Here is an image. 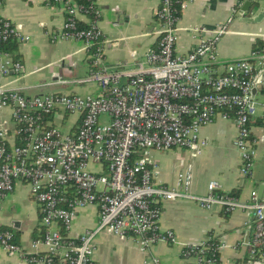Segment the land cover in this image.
I'll use <instances>...</instances> for the list:
<instances>
[{
	"label": "built area",
	"instance_id": "1",
	"mask_svg": "<svg viewBox=\"0 0 264 264\" xmlns=\"http://www.w3.org/2000/svg\"><path fill=\"white\" fill-rule=\"evenodd\" d=\"M45 2L65 12L63 30L51 35L52 41L83 42L89 56L87 75L73 84L93 85L98 93L28 96L0 83V111L10 110L15 126L12 137L7 121L0 127V206L18 182L26 183L39 206L42 228L31 251H26L15 243L13 232L0 227V247L30 264H96L95 240L104 230L136 239L143 251L159 243L181 244L175 232L162 228L161 218L166 202L183 200L207 210L250 213L255 225L245 264H264V201L257 189L243 201L211 181L208 194L196 196L191 192L190 169L179 172L176 184L170 186L157 180L156 166L150 161L153 151L184 149L201 154L209 144L201 130L231 121L237 129L239 173L251 178L258 156L254 129L264 130V50H251L245 58L221 59L217 45L229 20L211 36L200 26L193 27L196 45L179 53L175 0H160L155 13L157 44L133 66L111 69L105 62L97 1ZM186 3L181 0L182 9ZM11 39L26 42L30 37L0 15L3 77L23 71L22 63L5 50ZM70 116L77 121L71 132H62L54 118L63 121ZM86 207L97 209V226L69 238L77 212ZM225 248L218 242L210 256L205 241L185 246L183 255L195 258L197 264H220L215 254ZM151 262L160 264L158 258Z\"/></svg>",
	"mask_w": 264,
	"mask_h": 264
},
{
	"label": "crops",
	"instance_id": "2",
	"mask_svg": "<svg viewBox=\"0 0 264 264\" xmlns=\"http://www.w3.org/2000/svg\"><path fill=\"white\" fill-rule=\"evenodd\" d=\"M96 1L102 11L100 27L104 33L106 65L111 69L133 66L157 44L159 27L155 13L160 0ZM246 1L186 0L177 26V52L187 53L196 45L191 32L193 27L200 26L211 36L220 24L231 20L227 33L217 45V52L223 60L247 57L255 42L264 40V19L260 23H245L240 11ZM261 8H264V1ZM0 15L30 37L26 42L16 41L15 52L9 51L22 63L23 71L20 75L8 77L0 74V83L6 88L21 89L28 96L64 92L68 86L89 88L90 92L78 93L80 95L98 93L93 85L73 84L84 78L89 70L84 43L76 40L53 42L51 39V35L60 33L64 26L65 12L58 6H49L45 0H2ZM262 96L258 93L259 99ZM10 117V110L0 111V127L7 121L8 135L12 137L15 136V126ZM60 120L56 117L54 123L71 132L77 118L70 116ZM254 135L258 140V156L251 178H243L239 173L240 154L234 146L237 129L231 121H218L201 130V136L209 143L201 154L184 149L153 151L150 161L156 166L157 180L170 186L176 184L179 172L190 169L193 172V195H207L208 184L216 181L222 192H235L243 201L250 198L253 190L257 189L259 193L262 187L260 199L264 201V130L255 128ZM13 222H19L17 229ZM97 223L95 207L81 209L68 237L76 238L94 229ZM161 225L163 229L175 232L181 244L159 243L143 251L136 239L104 230L95 240L94 261L96 264H153L151 259L158 258L160 264H197L195 258L183 255L184 247L212 238L227 246L220 253V264H245L255 222L248 212L226 213L219 208L207 210L192 201L175 200L163 205ZM4 226L19 233L18 244L26 251H31L32 241L40 237L39 206L26 183L18 182L15 190L2 202L0 227ZM0 264L30 263L23 256L7 253L0 247Z\"/></svg>",
	"mask_w": 264,
	"mask_h": 264
},
{
	"label": "trees",
	"instance_id": "3",
	"mask_svg": "<svg viewBox=\"0 0 264 264\" xmlns=\"http://www.w3.org/2000/svg\"><path fill=\"white\" fill-rule=\"evenodd\" d=\"M77 2L80 3V4H83V5H88L90 3V0H77ZM173 8L176 11L175 12V16L178 18V20H180L181 19V14H182V12H181L182 11L181 0H175V2L173 4ZM16 45H17L16 41L14 39H11V40H9L7 42V44H5V50L8 51V52L9 51L10 52H15ZM252 50H259V51L264 50V40H257L255 42V44L253 45ZM12 56H13V58L15 60H18L13 54H12ZM257 124H259V122H257ZM230 194L235 195V196L238 197V195L235 192H231ZM1 228L4 231L5 230H9V231L13 232V234H14V241H15V243L18 244V238H19L18 237V234H19L18 232H15L11 227H5L4 226V227H1ZM217 244H218V242L215 239H212V238L207 241V245L210 247V251L208 252V254L210 256H212L213 250L216 248ZM215 258L220 263V254L219 253L215 254Z\"/></svg>",
	"mask_w": 264,
	"mask_h": 264
},
{
	"label": "water",
	"instance_id": "4",
	"mask_svg": "<svg viewBox=\"0 0 264 264\" xmlns=\"http://www.w3.org/2000/svg\"><path fill=\"white\" fill-rule=\"evenodd\" d=\"M264 1V0H262ZM261 0H247L240 11L241 17L245 23H260L264 19V8H261ZM255 93V90H254ZM263 188L259 189V198L262 197ZM15 229L19 227V222H13Z\"/></svg>",
	"mask_w": 264,
	"mask_h": 264
},
{
	"label": "rangeland",
	"instance_id": "5",
	"mask_svg": "<svg viewBox=\"0 0 264 264\" xmlns=\"http://www.w3.org/2000/svg\"><path fill=\"white\" fill-rule=\"evenodd\" d=\"M73 89H75V90H73ZM63 91H64L65 93H66V92L74 91V92H76V93H80V94H86L87 92H90L89 88H74L73 86H68V87L65 88ZM60 130H61L62 132H66L65 127H63V128L60 127Z\"/></svg>",
	"mask_w": 264,
	"mask_h": 264
}]
</instances>
